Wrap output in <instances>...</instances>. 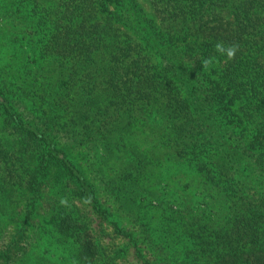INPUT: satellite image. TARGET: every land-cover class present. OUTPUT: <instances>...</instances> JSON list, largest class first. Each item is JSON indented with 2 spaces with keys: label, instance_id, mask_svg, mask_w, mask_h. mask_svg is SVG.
<instances>
[{
  "label": "trees",
  "instance_id": "16d2710c",
  "mask_svg": "<svg viewBox=\"0 0 264 264\" xmlns=\"http://www.w3.org/2000/svg\"><path fill=\"white\" fill-rule=\"evenodd\" d=\"M145 1L157 33L137 0H0L1 45L17 49L0 63V194L20 222L43 201L79 264H95L100 247L61 198L89 207L141 264H170L133 229L136 204L159 199L150 155L188 163L205 199L170 206L184 255L175 264H264V0ZM218 41L238 44L236 57L219 55ZM208 57L218 62L204 69ZM83 149L99 156L114 214L134 224L103 208L100 188L75 166ZM23 231L0 225V264L27 256Z\"/></svg>",
  "mask_w": 264,
  "mask_h": 264
},
{
  "label": "rangeland",
  "instance_id": "374dc122",
  "mask_svg": "<svg viewBox=\"0 0 264 264\" xmlns=\"http://www.w3.org/2000/svg\"><path fill=\"white\" fill-rule=\"evenodd\" d=\"M137 3L142 9L140 14L146 15L147 19L155 27L154 32L157 33L159 21L151 13L149 5L145 0H137ZM109 8L114 13L119 14L116 12L117 8L115 5L109 6ZM118 10L120 11L119 7ZM135 14L139 16L137 12ZM8 24L11 26V23L8 22ZM1 43L2 41L0 42V63L6 65L12 59V53L15 51L16 45L10 41L6 42L5 46H2ZM16 58L19 59L21 57ZM17 65L19 64L17 63ZM142 148L145 149L144 146ZM89 152L88 149H83L80 152L82 155L75 162V166L87 179L96 183V187L100 188L102 195L107 201L103 204V208L114 214L116 207L114 199L111 197L107 198V193H105L100 184L98 174V172L100 173L98 169L100 166L97 165L99 156ZM156 156L151 158L150 155L148 159L151 164L150 171H155L157 174V179H155L156 177L152 179V183L156 193L157 191L159 192V199L151 201L157 198V194L155 196L141 195L142 198L136 204L137 218L135 224L129 223L127 216L114 214V217L123 225L134 224L135 227L133 229L135 231H139L143 227V235L148 236L149 234V238H153L155 241L153 243L154 246L158 250L163 248L169 255L170 264H175V261H183L184 255L183 249L178 247V241L175 237L179 236V229L175 228L178 226L169 218L171 214L170 206L177 205L174 201L183 198L191 199L192 203L201 205L205 198L199 194L201 181L193 167L188 163H173L166 159H160L155 164ZM47 202L48 209L57 205L52 200H47ZM45 208L43 201L36 202L32 209L31 221L24 222L22 220L20 222L16 220L15 215H12L13 212L10 211L9 204L0 194V225L3 227L9 225V227H13L16 230L25 229L21 237L25 242L27 241L31 244L30 251L21 264H79L76 246L59 240L51 223L47 221L48 216L43 214ZM62 210L91 223L94 238L100 247L101 254L100 259L95 264H141L128 240L115 234L113 228L105 222H101L89 207L70 197L67 199V206L62 205ZM133 219L135 220L134 217ZM46 221L47 225L43 226L42 223Z\"/></svg>",
  "mask_w": 264,
  "mask_h": 264
},
{
  "label": "clouds",
  "instance_id": "9594fccd",
  "mask_svg": "<svg viewBox=\"0 0 264 264\" xmlns=\"http://www.w3.org/2000/svg\"><path fill=\"white\" fill-rule=\"evenodd\" d=\"M215 51L226 58V60H232L236 57L237 52L239 51V45L232 43V44H225L223 41H218L215 44ZM216 57H208L202 60V67L204 69H209L213 64L217 63ZM84 203H90L91 197H84L82 198ZM60 204L63 206H67V198H61Z\"/></svg>",
  "mask_w": 264,
  "mask_h": 264
}]
</instances>
